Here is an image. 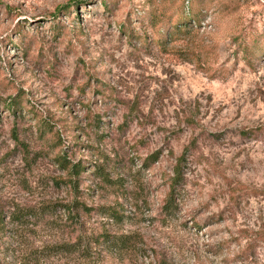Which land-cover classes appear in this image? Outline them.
Returning a JSON list of instances; mask_svg holds the SVG:
<instances>
[{
  "label": "rangeland",
  "instance_id": "374dc122",
  "mask_svg": "<svg viewBox=\"0 0 264 264\" xmlns=\"http://www.w3.org/2000/svg\"><path fill=\"white\" fill-rule=\"evenodd\" d=\"M153 1L0 0V206L54 205L23 241L35 247L143 241L46 264H264V0H193L199 32L170 42L150 16L180 2ZM75 198L124 218L67 227Z\"/></svg>",
  "mask_w": 264,
  "mask_h": 264
},
{
  "label": "trees",
  "instance_id": "16d2710c",
  "mask_svg": "<svg viewBox=\"0 0 264 264\" xmlns=\"http://www.w3.org/2000/svg\"><path fill=\"white\" fill-rule=\"evenodd\" d=\"M99 1L104 2L105 0ZM176 1L180 2V7L177 8L174 14L162 16L163 7L156 6L154 10L152 9L150 25L154 33L159 34L161 29H163L165 33V41L162 40L163 42L180 39L189 35L191 32H199L198 29H192L189 22L191 20L197 26L200 25L199 14H194L193 9H191L193 0H171L170 2L173 4ZM153 2L158 4L161 0ZM121 26L122 24H119V27ZM238 44L240 50L246 53V44L244 42H239ZM261 129V127L251 128L244 133L249 134ZM67 165L65 167H68V179L70 181L68 185L75 191L77 189L75 181L79 175L80 165L78 163ZM179 175L180 169L176 165L174 177L172 178L171 193L174 191L173 185L179 179ZM57 183L59 184V182ZM172 202L173 199H170L164 206L166 208L168 206L170 210L172 208ZM61 209L64 212L63 223L67 227L81 226L79 212L88 214L93 210H97L106 217L113 218L118 222H121L124 218V215L120 211L121 208H115L111 205L87 206L83 201L76 198L69 203L63 204ZM53 210L54 205H43L41 208L17 206L9 211L8 214H5V211L0 206V264H46L50 257L71 254H77L88 263H91L94 254L90 249L99 248L101 251L103 250L109 254L114 253L116 255L134 253L137 250H142L140 245H142L143 241L137 234H111L106 231L91 233L85 236L77 234L73 240L38 247H35L32 243L28 244V242H23L26 235L35 226L46 222L44 220L45 213H52ZM5 217H8L7 222L5 221ZM7 226L10 227L8 228ZM147 264H152V262L149 261Z\"/></svg>",
  "mask_w": 264,
  "mask_h": 264
}]
</instances>
